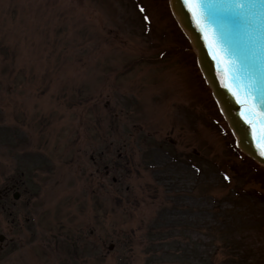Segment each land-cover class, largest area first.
<instances>
[{"label":"rangeland","instance_id":"374dc122","mask_svg":"<svg viewBox=\"0 0 264 264\" xmlns=\"http://www.w3.org/2000/svg\"><path fill=\"white\" fill-rule=\"evenodd\" d=\"M195 68L166 0H0V264H264V168Z\"/></svg>","mask_w":264,"mask_h":264},{"label":"water","instance_id":"95a60500","mask_svg":"<svg viewBox=\"0 0 264 264\" xmlns=\"http://www.w3.org/2000/svg\"><path fill=\"white\" fill-rule=\"evenodd\" d=\"M168 1L172 14L196 51L199 69L235 137L236 146L264 165V155H261L254 130L241 115L244 106L239 103L232 90L225 86L232 83L228 79L227 68L222 61L213 58L205 33L184 0ZM209 2L214 5L211 11L207 6ZM221 3L222 0H206L208 18L221 33L223 43L230 48L235 60L239 61L242 82L247 83L250 76H254L261 85V91H264V49L257 48L260 41L257 40L255 15H237L220 6Z\"/></svg>","mask_w":264,"mask_h":264},{"label":"snow or ice","instance_id":"6c2138e0","mask_svg":"<svg viewBox=\"0 0 264 264\" xmlns=\"http://www.w3.org/2000/svg\"><path fill=\"white\" fill-rule=\"evenodd\" d=\"M184 3L205 33V39L209 42L213 58L222 61L227 68L228 79L232 83L225 86L232 90L233 95L244 106L241 115L252 126L261 155H264V91H261L260 83L254 76H250L247 83L242 82L239 61L235 60L230 48L223 43L221 33L208 18L209 11L214 5L209 2L207 5L209 11H206V0H184ZM220 6L241 16L254 14L257 40L260 41L257 48L258 50L264 49V0H222Z\"/></svg>","mask_w":264,"mask_h":264},{"label":"flooded vegetation","instance_id":"af4514ba","mask_svg":"<svg viewBox=\"0 0 264 264\" xmlns=\"http://www.w3.org/2000/svg\"><path fill=\"white\" fill-rule=\"evenodd\" d=\"M96 161V160H95ZM18 180L10 181V185H4L2 189L0 190V202L3 200V210L5 209L7 199L9 196L14 197L16 196L19 198V192H18ZM1 236V235H0ZM5 241V237H0V251L2 249L1 243Z\"/></svg>","mask_w":264,"mask_h":264}]
</instances>
